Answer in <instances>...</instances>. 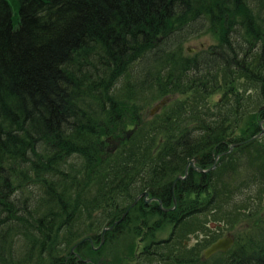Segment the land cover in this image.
I'll list each match as a JSON object with an SVG mask.
<instances>
[{"label":"trees","instance_id":"obj_1","mask_svg":"<svg viewBox=\"0 0 264 264\" xmlns=\"http://www.w3.org/2000/svg\"><path fill=\"white\" fill-rule=\"evenodd\" d=\"M261 118L264 0H0V264H120L125 233L137 264H264V212L207 258L164 252L193 219L259 210ZM145 189L172 208L128 207Z\"/></svg>","mask_w":264,"mask_h":264},{"label":"rangeland","instance_id":"obj_2","mask_svg":"<svg viewBox=\"0 0 264 264\" xmlns=\"http://www.w3.org/2000/svg\"><path fill=\"white\" fill-rule=\"evenodd\" d=\"M213 39L214 38L212 37L211 34L204 32L202 34H199V35H196L194 37H190V38H187L186 40H184L182 42V48L184 49V51L191 53V52H194L198 46H205V45L210 44L211 42H214ZM213 98L217 99V94H214L212 96V99ZM150 107H148V109H147L148 112H149ZM261 126H262V131L252 138H258L264 134L263 122H261ZM131 127L132 126H126L124 128V132H125V130H127L128 128H131ZM258 127H259V125H258ZM260 141H264V136H262L260 138ZM107 144H108V147L111 146V142H109V140H108ZM228 151H226V152H228ZM219 155H220V153L217 156L215 155L216 156V158L214 159L215 163H216V160H217ZM215 163H214V165H215ZM214 165H211V167H209V168L212 169ZM194 166H196V165H194ZM186 169H187V166H186ZM210 169H208V170H210ZM208 170H206V171H208ZM172 184H173V182H172ZM138 194H135L133 199L128 204V207L131 206L133 203H135L137 200H139ZM252 197H254L256 200L259 201V204L257 205V209H259V210L252 213L250 216L240 217V218H236V219L233 218V216H230L231 217L230 218L231 223L230 222L228 223L224 219H220V221H218V222L217 221H207L206 226L204 228H197V227H199L200 224L198 223L197 219H193L188 223V228L186 229V231L184 232V230H183V232L181 233L182 236L177 235L178 232H175L173 234L172 238L169 239V241L164 245V247H166V249L163 248L164 252L165 253L166 252L171 253V251H174L175 254H178L179 250H181V251H183L184 254H186V252H191V254H194V255L197 254L199 257L204 258L202 256V250L207 245L203 247L202 242H204L205 239L209 238V237H207V235H209V233L211 231L216 229V232L218 234L217 237L224 235L226 233H229L232 237H234V235L239 233L244 228V226L246 224H249L252 219L258 217V215H260L264 212V191L259 192V191H256V189H255L252 193ZM141 200H143V199H141ZM235 201L237 202L238 200H235ZM242 201H246V200H242ZM160 206L163 208L170 207V206H162V205H160ZM160 206L158 205V207H160ZM242 206L245 207L244 209H246L245 203H243ZM167 209H165V210H167ZM126 211H127V208H126ZM219 216H222V214L221 213L215 214V217H219ZM197 223H198V225H197ZM112 226L113 225H111L110 228L105 229L102 233H101L102 229L100 230V232H99L100 233V240L96 245L95 244L92 245L94 248H97L100 246V244L103 242V239H104V232L106 230H110L112 228ZM168 234H169V232L166 229H164V230L157 231L156 236H158V238H161V237L165 238L168 236ZM88 237H87V239H88ZM101 238H102V240H101ZM123 240L121 242L114 240L113 242H111V246H108V247L106 246L107 248L105 247L106 249L104 250V253H106V255H107V256H105L106 259L110 258L109 261H111V260L113 261L117 256L125 255V257L122 260H120V264H137V263H135L136 259L133 260V258H131L129 255H127L130 252V250H129V247H127L128 242L126 243V241H129V237L126 235V233L124 234ZM89 242H90V244H92L91 238H90ZM113 248H115V250H116L115 252L112 251ZM138 251H139V246H136V250L134 251V253L135 252L137 253ZM170 253H168V254H170ZM117 254H119V255H117ZM209 256H207V257H209ZM105 257L103 255H101L100 258H105ZM207 257H205V258H207ZM136 258H137V256H136ZM143 264H166V263L164 262V260L161 261V259L158 261H156V260L149 261V259H147L146 262H143ZM174 264H176V263H174Z\"/></svg>","mask_w":264,"mask_h":264},{"label":"water","instance_id":"obj_3","mask_svg":"<svg viewBox=\"0 0 264 264\" xmlns=\"http://www.w3.org/2000/svg\"><path fill=\"white\" fill-rule=\"evenodd\" d=\"M166 99H167L166 97H162V98L159 99L157 102H155V103L150 107V109H149V113H153L155 110H157V108H158L162 103H164V102L166 101ZM261 122H264V118H261V119L258 120L259 131H258L256 134L250 136V137L247 138V139H250V138L256 136L258 133H260V132L262 131ZM134 127H135V126L133 125L131 128H128L127 130H125L123 136L127 137V136L131 133V131H132V129H133ZM123 136H117L116 138H109V137H108V140H109L112 144H111L110 147L107 148V150H108V151H112V150L115 148V146L119 143V139H121ZM247 139H244V140H241V141H235V142L230 143L229 148H228L227 150L223 151V152H226V151L230 150L231 147H232L233 145H236V144H238V143H241V142H243V141H246ZM217 155H218V154H216V156H217ZM216 156L213 158V162L211 163V165H214V163H215V162H214V159L216 158ZM194 159H195V157H192V160H194ZM188 162H191V160H189ZM211 165H210L209 167H211ZM186 166H187V164L185 165L184 173H183L182 175H177L176 178L184 177V175L186 174ZM209 167H207V168H200V167H198V166H194V165H193V168L198 169L199 171H206V170L210 169ZM173 183H174V181H173ZM140 193L146 194L147 191L145 190V191H142V192H140ZM140 193H139L138 195H140ZM137 197H138V196H137ZM157 202H158V205L160 206V200H159L158 198H157ZM173 204H174V199H173ZM172 206H173V205H172ZM172 206L167 207V208L170 209V208H172ZM160 207H161V206H160ZM161 208H162L163 210L167 209V208H163V207H161ZM125 211H126V209L122 212L121 216L125 213ZM121 216H120V217H121ZM120 217H119V218H120ZM119 218L113 220L112 223H111L110 225L103 226V227H102V230H101V233H102L105 229L110 228L111 225H112L113 223H115L116 221L119 220ZM88 240L90 241V238H89V237H88ZM101 240H102V238H101ZM80 241H82V239L79 240V241H76V242L71 246V249H72L77 243H79ZM232 241H233V237H232L229 233H226V234H224V235H221V236L217 237L215 240H213L212 242H210L206 247L203 248V250H202V256L205 258V257L209 256L210 254H212L213 252H216V251H224V250H226V249L231 245Z\"/></svg>","mask_w":264,"mask_h":264},{"label":"flooded vegetation","instance_id":"obj_4","mask_svg":"<svg viewBox=\"0 0 264 264\" xmlns=\"http://www.w3.org/2000/svg\"><path fill=\"white\" fill-rule=\"evenodd\" d=\"M110 142V141H109ZM112 144V143H111ZM172 187V186H171ZM146 190V189H145ZM154 189H151V191H153ZM155 192H156V189L154 190ZM142 192V191H141ZM140 193V192H139ZM138 194V193H137ZM138 198H141V199H143L144 200V202L145 203H149V202H151L152 200H156L158 197L157 196H154V195H151L150 194V192L147 190V193L146 194H143V193H140V195H139V197ZM174 199V203H175V197L172 195V200ZM157 201V200H156ZM125 214V213H124ZM123 214V215H124ZM123 215L119 218V217H117V218H114L113 220H115V219H118L119 218V220L121 219V218H123ZM134 255H137V253L135 252L134 253ZM97 264H99V260H98V262H96Z\"/></svg>","mask_w":264,"mask_h":264}]
</instances>
